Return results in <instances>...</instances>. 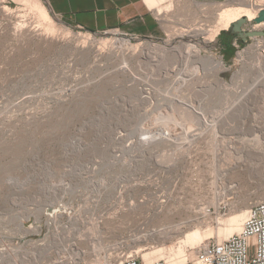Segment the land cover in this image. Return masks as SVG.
Segmentation results:
<instances>
[{"label":"rangeland","instance_id":"1","mask_svg":"<svg viewBox=\"0 0 264 264\" xmlns=\"http://www.w3.org/2000/svg\"><path fill=\"white\" fill-rule=\"evenodd\" d=\"M233 2L160 0V33L131 36L80 28L52 14L44 0H0L4 262L73 264L75 247L87 264L127 255L191 264L196 245L239 230L245 210L264 199V155L248 152L261 163L256 172L217 175L215 167L225 166L227 147L253 148L257 135L264 141V1L252 0L253 20L243 16L225 26L222 11ZM200 27L206 33L199 39L213 40L207 51L223 69L192 59L202 71L184 77L192 69L184 59L159 68L137 58L146 41L166 42ZM119 44L136 56L118 55ZM157 203L163 207L156 213ZM61 206L71 213H47ZM194 216L207 236L182 244L185 232L175 228ZM162 224L176 232L157 240L151 234Z\"/></svg>","mask_w":264,"mask_h":264},{"label":"bare ground","instance_id":"2","mask_svg":"<svg viewBox=\"0 0 264 264\" xmlns=\"http://www.w3.org/2000/svg\"><path fill=\"white\" fill-rule=\"evenodd\" d=\"M250 0H247V3L244 1V0H237L236 4L233 2L232 4H235V6H232V7H227L225 8L222 13H223V16L225 18V26L231 24L232 22H235L239 19H241V17L245 16L247 19L249 20H253L254 18H256L257 16V11L256 10H253V7H256L252 0L249 2ZM264 1V0H263ZM146 2L148 3V5L152 8H157L159 6V2L160 0H146ZM262 7L259 8V10H261ZM180 32V31H179ZM63 33V32H62ZM205 30L204 28H193L191 29L190 31H187L186 33L185 32H182V33H179L177 35V37H175L174 39H171V40H167L166 42H162V43H158L157 41H153V40H149V41H146V43L144 42L141 46H140V52L138 51V56L137 58L142 61L143 63L145 62V64L147 65L148 63L152 62L153 63V67L155 65L156 66H159V68H162L164 65H167L170 64V62L174 61V59L176 58H181L182 60H186V62H191L192 64L190 66H192L191 70H185L183 71L184 72V77L186 76L187 73H189L190 71H194L196 68H198L200 65L198 64L199 62H201L203 65V67H208L209 69H216L217 71L220 70V69H223L225 67L222 59L220 57H216L213 53L207 51L208 48H211L213 47V43L212 41L213 40H203V39H199L198 35H202V34H205ZM62 37L64 38H67V40L65 39L64 41L68 42V43H71L72 44V38L70 37H66L65 34L63 33ZM194 37V38H193ZM74 41V40H73ZM78 44V43H77ZM118 44V43H117ZM133 49H129L128 47H124L122 46V44H119L118 47H117V51H118V55H121V56H124V57H127V56H136L135 55V51H132ZM136 51V52H137ZM203 51H206L205 53H203ZM209 52V53H208ZM264 54V53H263ZM178 58V59H179ZM264 58V56H263ZM192 59L194 61H198V63H194V61H192ZM180 60V59H179ZM181 60V62H182ZM183 60V61H184ZM180 61L177 62V64L179 63ZM180 62V63H181ZM186 63V64H187ZM194 63V64H193ZM151 64V63H150ZM173 64V63H172ZM171 64V65H172ZM185 64V65H186ZM190 64V63H189ZM199 66H198V65ZM170 65V66H171ZM175 65V64H173ZM180 65V64H179ZM161 66V67H160ZM178 66V65H177ZM176 66V67H177ZM180 67V66H179ZM184 67V65H182V68ZM189 67V65H188ZM158 68V67H157ZM173 68V67H172ZM175 68V67H174ZM173 68V69H174ZM200 70L202 71V68L199 67ZM188 69V68H187ZM204 69V68H203ZM207 69V68H206ZM156 70V69H155ZM159 70V69H157ZM164 69H161L160 71H162ZM165 70H166V66H165ZM169 70V69H168ZM176 70V69H175ZM183 70V69H182ZM182 70L180 71V73L182 72ZM181 75V74H180ZM182 77V75H181ZM264 91V89L262 90ZM149 96V95H148ZM261 109H264V105L260 106ZM258 130V129H257ZM260 130V129H259ZM262 131V129H261ZM260 131V132H261ZM254 132V131H253ZM252 132V134H254ZM259 132V133H260ZM264 133V131H263ZM262 134V132H261ZM263 135V134H262ZM256 136V133L255 135ZM264 137V135H263ZM242 138V137H241ZM254 139V142H256L258 145L257 146H252V143L250 144V146H252L253 148L250 147V149L248 147H244L245 145L242 144L241 147H227L226 149H224V151H226V155L223 159V161L225 162V166H222V165H217L215 167V173L217 175H221V174H226L228 173L229 171H232V170H236V169H240V168H243V169H247L248 170L250 169V171L252 170H258L259 166L261 165V163L259 161H254V160H250L249 158H247L248 154L250 153L249 151H254V152H257V153H260V155H264V141H260V137H258V135L256 137H253ZM243 139V138H242ZM245 139V138H244ZM247 139V138H246ZM249 139V138H248ZM247 139V140H248ZM251 139V138H250ZM249 139V141H250ZM246 140V142H247ZM264 140V139H263ZM244 142V140H242V143ZM245 142V143H246ZM253 142V141H251ZM248 143V142H247ZM246 143V144H247ZM255 144V143H254ZM253 144V145H254ZM248 146V145H247ZM248 148V149H247ZM249 152V153H248ZM217 156V155H216ZM260 159V158H259ZM260 161L262 162L263 166H264V159H260ZM253 171V172H254ZM256 172V171H255ZM112 204V203H111ZM118 204V203H117ZM115 204V205H117ZM66 205V204H64ZM114 205V207H116ZM119 205V204H118ZM84 206V205H83ZM113 207V208H114ZM120 207V205H119ZM122 207V206H121ZM163 207V203H157V205L155 206V212L157 213V211H159V209H161ZM79 208V207H77ZM72 209V207H71ZM81 209V208H79ZM168 210V209H167ZM77 211V210H76ZM54 212H58V215L57 216H61L62 213H71V210L67 209L65 206H61V207H57V208H49L48 209V214H53ZM80 211H77V213H79ZM65 213V214H66ZM74 214V215H77ZM159 213V212H158ZM117 214V213H116ZM201 214H202V217L206 216L207 215V212L205 209H201ZM55 215V213H54ZM91 215V214H90ZM89 215V216H90ZM248 215V210L246 209L245 210V213L243 214V217H242V221H241V224L243 222V220L247 217ZM71 215H69L70 217ZM78 216V215H77ZM88 216V217H89ZM95 216V215H94ZM92 216V217H94ZM75 217V216H73ZM83 217V216H82ZM91 217V218H92ZM101 218V216H99ZM166 217V215H165ZM53 218V217H52ZM91 218H88L89 220ZM99 218V219H100ZM70 219V218H69ZM74 219V218H73ZM75 219H77L75 217ZM75 219H74V222H75ZM83 219V218H82ZM87 219V220H88ZM95 219V218H94ZM98 219V217H97ZM97 219H95L97 221ZM102 219V218H101ZM56 220V219H55ZM94 220V221H95ZM104 220V219H103ZM77 221V220H76ZM82 221V220H81ZM85 222H88L86 220H84ZM93 220H91L92 222ZM94 221H93V224H94ZM99 221V220H98ZM73 222V221H72ZM202 221H199L198 220V217H193V218H189L187 220H184L182 222H180L179 226H177L175 228V230L179 229V233L181 232H185L183 233V237L181 238L180 242H188L191 243V245H193L195 242H201L203 241L206 236H207V232H208V229H201L200 227H197L198 225L197 224H200ZM71 223V222H70ZM77 223V222H76ZM89 223V222H88ZM177 224V223H176ZM195 224V225H194ZM178 225V224H177ZM181 225H184L185 226V229L184 230H181ZM70 227H73L72 224L69 225ZM68 225L66 226V228L69 227ZM19 227L22 228V224H19ZM241 227V226H240ZM35 228V227H34ZM38 229V227H37ZM71 229V228H70ZM73 229H76L73 227ZM240 229V228H239ZM66 230V229H65ZM69 230V229H68ZM76 230H79V229H76ZM174 230V227L172 225H163L161 226V228L158 230H155L154 232H152V236L153 237H156L157 240H159L158 238L162 235H167V236H171L174 232H176ZM57 231V230H56ZM72 231H75V230H72ZM66 232V231H65ZM56 233V232H55ZM67 233L69 234L68 236L71 235V230L70 231H67ZM75 233V232H74ZM73 233V234H74ZM229 234H231L232 232L231 231H228ZM76 234V233H75ZM78 234V233H77ZM228 234V235H229ZM56 235V234H54ZM57 236V235H56ZM61 236V235H60ZM74 237V235H71ZM47 237V236H46ZM62 237V236H61ZM55 238V237H54ZM59 238V237H58ZM57 239V238H56ZM60 239V238H59ZM140 239H146V237H140ZM37 240V239H36ZM50 242V241H49ZM182 242V244H183ZM36 243V242H35ZM40 244V243H39ZM43 244V243H42ZM52 244V243H51ZM181 244V245H182ZM47 245V244H46ZM40 247L41 248V252L44 253V252H47V250L50 249V245L49 247ZM47 245V246H48ZM201 245V243H199L198 245H196L195 247H199ZM181 247V246H179ZM183 247V245H182ZM181 247V248H182ZM160 249H157V250H154V251H148V252H145L143 254V256L146 258L150 257V255L156 251H159ZM177 250H179V248H177ZM184 250V249H183ZM182 250V251H183ZM13 251V250H12ZM10 251V252H12ZM36 251V250H35ZM40 251V250H38ZM71 251V258H72V261H73V264H80L82 261L81 260V255H82V250L81 249H78V248H71L70 249ZM3 252V251H2ZM7 251V255L10 253ZM40 252V253H41ZM175 252V250H173V253ZM180 252V251H178ZM1 253V252H0ZM6 253V251L4 252ZM3 253V255H5ZM177 253V252H176ZM2 254V253H1ZM181 254V252L179 253ZM6 256V255H5ZM3 256V257H5ZM14 256V255H13ZM33 256V254H32ZM174 256V254H173ZM177 256V254H176ZM179 257H181V255H178ZM8 257V256H7ZM30 257V255H29ZM15 258V257H14ZM176 257H172V259H175ZM10 259V258H9ZM32 259V258H31ZM34 259V258H33ZM143 259V258H142ZM30 260V259H29ZM144 260V259H143ZM80 261V262H79ZM145 261V260H144ZM7 262V261H6ZM6 262H4L1 257H0V264H7ZM168 262V261H167ZM9 264H26L24 260H19V261H12L10 260L8 262ZM59 264V263H58ZM99 264H105L104 263H99ZM107 264V263H106ZM169 264V263H168Z\"/></svg>","mask_w":264,"mask_h":264},{"label":"crops","instance_id":"3","mask_svg":"<svg viewBox=\"0 0 264 264\" xmlns=\"http://www.w3.org/2000/svg\"><path fill=\"white\" fill-rule=\"evenodd\" d=\"M49 11L90 31L118 29L131 36H157L161 31L159 6L146 0H44ZM215 3L234 0H194ZM163 1L161 2V4Z\"/></svg>","mask_w":264,"mask_h":264},{"label":"built area","instance_id":"4","mask_svg":"<svg viewBox=\"0 0 264 264\" xmlns=\"http://www.w3.org/2000/svg\"><path fill=\"white\" fill-rule=\"evenodd\" d=\"M188 263L186 260L183 264ZM107 264L168 263L163 258L144 261L137 256L127 255L119 261ZM191 264H264V199L250 205L248 215L237 232L229 234L222 240L208 238L197 247Z\"/></svg>","mask_w":264,"mask_h":264},{"label":"water","instance_id":"5","mask_svg":"<svg viewBox=\"0 0 264 264\" xmlns=\"http://www.w3.org/2000/svg\"><path fill=\"white\" fill-rule=\"evenodd\" d=\"M264 13V12H263Z\"/></svg>","mask_w":264,"mask_h":264}]
</instances>
